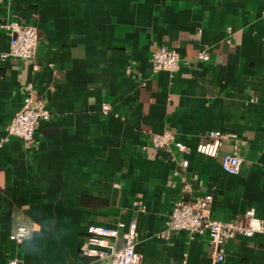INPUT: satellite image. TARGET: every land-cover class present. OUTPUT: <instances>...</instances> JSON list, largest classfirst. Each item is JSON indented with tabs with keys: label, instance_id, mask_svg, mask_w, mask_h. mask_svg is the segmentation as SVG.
<instances>
[{
	"label": "crops",
	"instance_id": "1",
	"mask_svg": "<svg viewBox=\"0 0 264 264\" xmlns=\"http://www.w3.org/2000/svg\"><path fill=\"white\" fill-rule=\"evenodd\" d=\"M14 20L38 29L39 69L0 60V264H88L89 227L133 219L141 264H217L206 235L160 236L177 201L211 195L213 219L264 220V0H0V53ZM159 46L180 55L176 73L153 72ZM29 81L52 117L33 145L1 144ZM167 130L187 156L153 146ZM212 131L217 158L194 151ZM223 264H264V235L229 241Z\"/></svg>",
	"mask_w": 264,
	"mask_h": 264
},
{
	"label": "built area",
	"instance_id": "2",
	"mask_svg": "<svg viewBox=\"0 0 264 264\" xmlns=\"http://www.w3.org/2000/svg\"><path fill=\"white\" fill-rule=\"evenodd\" d=\"M9 35V49L0 53V60H19L30 64L34 71L39 69L38 49L40 45L38 29L30 24L14 20L5 26ZM198 58L210 60V54L202 51ZM153 72L166 71L174 74L179 70L180 55L166 46H159L151 55ZM24 99L21 107L12 120L5 126L1 144L10 138H18L24 143L33 145L36 133L43 122L51 119L52 112L46 105L31 81L24 85ZM111 111L109 104L103 105L104 114ZM152 144L157 149L174 145L179 152L187 156L192 149L179 141L172 131L152 135ZM222 145V134L212 131L206 140L201 141L194 151L209 158H217ZM187 158H183L180 166L188 167ZM243 166V159L237 152L225 153L221 158V167L229 175H238ZM212 196L193 197L188 201H177L170 218L166 222V230L160 236L169 240L173 234L184 232L192 236L206 235L213 250V258L217 264H223L226 258V244L237 236L253 238L264 235V220L255 217V210L250 209L239 221H222L210 215ZM138 205V204H136ZM139 207V206H137ZM141 210H145L141 207ZM29 230L19 226L11 239L21 242L28 236ZM137 221L121 222L117 228L91 226L87 237L80 248V256L88 260V264L108 260L109 264H141L142 257L137 251ZM13 263H15L13 261ZM12 263V264H13Z\"/></svg>",
	"mask_w": 264,
	"mask_h": 264
}]
</instances>
